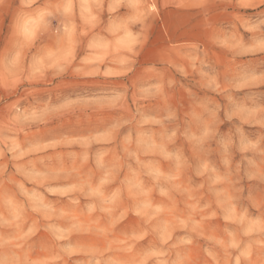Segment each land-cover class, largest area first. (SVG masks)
I'll return each mask as SVG.
<instances>
[{
	"label": "rangeland",
	"instance_id": "obj_1",
	"mask_svg": "<svg viewBox=\"0 0 264 264\" xmlns=\"http://www.w3.org/2000/svg\"><path fill=\"white\" fill-rule=\"evenodd\" d=\"M0 264H264V0H0Z\"/></svg>",
	"mask_w": 264,
	"mask_h": 264
}]
</instances>
